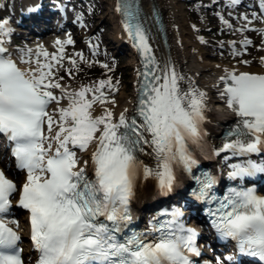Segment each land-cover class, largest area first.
Returning <instances> with one entry per match:
<instances>
[{
    "label": "snow or ice",
    "instance_id": "1",
    "mask_svg": "<svg viewBox=\"0 0 264 264\" xmlns=\"http://www.w3.org/2000/svg\"><path fill=\"white\" fill-rule=\"evenodd\" d=\"M116 11L143 60L131 113L125 109L117 116L111 107L116 100L110 91H119L111 77L78 90L62 86L56 71L63 66L64 45L73 43L70 37L57 40L55 52L43 45L23 50L27 68L19 66L0 38V136L10 143L16 168L26 173L18 188L0 169V264H24L17 221L10 219L15 195L30 217L37 264H193L192 257L201 255L199 234L185 225L179 209L161 214L170 219L154 216L143 231L130 226L131 204L142 182L155 181L167 196L177 187L178 174L198 163L194 150L206 147L207 92L185 84L174 65L157 61L134 0H118ZM243 19L247 23L239 31L252 24L247 15ZM252 30L264 33V28ZM12 31L0 18V34L10 37ZM241 43L247 51L253 42L245 38ZM75 57L84 59L82 53L67 57L74 66ZM102 67L111 71L107 63ZM225 71L219 95L236 120L216 154L248 157L231 165L229 177L236 180L264 173V160L251 159L264 155V73ZM89 151L88 159L78 155ZM216 183L214 176L206 177L193 195L209 205L218 238L234 241L239 253L264 262V196L254 187L237 186L218 197Z\"/></svg>",
    "mask_w": 264,
    "mask_h": 264
},
{
    "label": "bare ground",
    "instance_id": "2",
    "mask_svg": "<svg viewBox=\"0 0 264 264\" xmlns=\"http://www.w3.org/2000/svg\"><path fill=\"white\" fill-rule=\"evenodd\" d=\"M181 1L183 0H144V5L150 11V6L153 3L157 7H160L164 12V18H166L169 37L171 39V54L168 64L174 65L175 70L185 78V84L190 81L203 91L209 89V91H207L208 134L206 142L214 147L217 143L216 139L221 124L228 120L231 114L228 113L229 108L224 99L219 95L221 85L216 88L215 85L217 81L212 82L211 78H206L205 76L213 75V80H216L222 75H226L225 70L231 71L233 69L237 71L264 73V63H262L260 59L264 55V51L259 50L253 56H248L247 58L242 57L241 59L237 58L236 60L226 58L227 54L225 51L220 61L215 63L209 62L208 58L215 57V55L218 54L215 52L216 48H212L211 44L208 42H200V39L195 37L192 25L188 24L184 15V8L181 5ZM103 2L105 5L102 9L106 10V13L103 15L104 17H102V19H99V21H101V25L109 24L111 26L110 28L113 32L112 36L108 37V42L115 50L126 47L129 55L126 67L130 64L135 68L137 63L135 62L132 49L129 46L127 47L123 41L126 34L121 30V20L119 19L117 11L113 9L115 0H104ZM244 60L251 61V63L249 65L243 64L242 62ZM236 61L237 63H235ZM134 75L135 73H133L132 76V84L134 80H136ZM212 85L214 86L212 87ZM117 88L119 89L118 92L110 91V95L116 100V104L111 105V107H113L117 116L125 109L130 113L135 100L134 91L128 92L123 84L122 86L118 85ZM59 93L60 92H58V95ZM61 104L63 106L66 102L62 101ZM100 111V108L96 106L94 114L98 115L100 114ZM90 154V151L89 153H78L81 159H88ZM141 159H144V156H141ZM145 162L147 163L149 161L146 160ZM154 186L155 181L152 180L144 181L139 186L134 205L137 206L140 213L144 214L145 207H147L148 204L153 203L158 197V193L154 190Z\"/></svg>",
    "mask_w": 264,
    "mask_h": 264
},
{
    "label": "rangeland",
    "instance_id": "3",
    "mask_svg": "<svg viewBox=\"0 0 264 264\" xmlns=\"http://www.w3.org/2000/svg\"><path fill=\"white\" fill-rule=\"evenodd\" d=\"M106 13V10H105V12H104V14ZM104 14H102L100 17H101V19H102V17H104L103 15ZM111 26L108 24V27H107V39H108V37H111L112 36V29L110 28ZM120 52H121V57L123 58V63H125L126 65L124 66V74H125V76H124V78H125V81H126V84H127V91H130L132 88H131V85H128V82H129V80H130V74H129V66L128 67H126L127 66V62L128 61H126L127 60V58H128V54H127V52H126V49L125 48H122L121 50H119Z\"/></svg>",
    "mask_w": 264,
    "mask_h": 264
}]
</instances>
